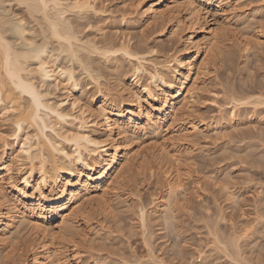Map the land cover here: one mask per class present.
<instances>
[{"label": "bare ground", "instance_id": "bare-ground-1", "mask_svg": "<svg viewBox=\"0 0 264 264\" xmlns=\"http://www.w3.org/2000/svg\"><path fill=\"white\" fill-rule=\"evenodd\" d=\"M13 1L23 5L34 21L38 20L42 39L40 43L35 42L34 38L28 35L32 30L28 27L31 30L29 31L25 27V19L23 21L22 18L10 16L11 11L7 7L11 2L0 0V118L7 117L13 125L11 141L0 133L2 135H0V262H8L11 258L13 261H20V264H62V253L60 254L57 247L59 241L66 240L71 249H77L79 246L74 239L76 229L73 228V220L80 218L86 221L85 218L92 214L89 212L92 202H98L100 199L102 201V196L121 189L123 185L129 186L127 183L135 178L138 167L145 168L149 176L157 172L163 178L165 193L153 202V208L150 210L158 213L157 215L160 214L162 222L171 221L173 216L171 212L178 202L177 197L184 193L180 183V172L172 165L174 161L169 159L172 162L170 164L166 162L168 158H164L168 154L169 144L178 142L188 144L198 132L207 127V121H202L196 115V104L201 100L200 87L205 90L204 84L198 85V80L199 75L209 71L208 62L214 59L215 49H221L222 53L225 48L221 46L226 47L222 42L228 38L229 31L227 32V26L225 27L227 24L220 21L224 19L223 14L216 16V12L223 13L222 5L227 4L228 0H151L148 4L142 0L130 3L124 0V10L121 12L123 22L128 20L126 15L134 8V11L137 9L140 12L146 25L151 23L155 25L159 21V26L154 29L160 30V35L166 34L170 39L179 40L181 44L179 49H174L171 53L162 52V57L155 60L146 58V54L156 53L154 48L148 47L147 51L144 49L145 53H142L141 47L133 45L131 39L128 36L125 38V35L118 36V41H113L111 36L100 41L83 40L78 37V29L66 20L65 12L70 10L81 14L83 11H91L97 14L100 9L96 8V0ZM4 3H8L9 6L5 7ZM212 9L216 12L211 13ZM9 36H12L11 39ZM261 37L264 38V34ZM249 39L244 36L239 38V42L236 41L244 53L249 51L252 40ZM49 40H54L57 45L54 51L48 48ZM253 41L252 43H255ZM130 43L140 49L136 50ZM80 50H83L84 54L87 51L88 55L96 53L105 61L111 56L116 59L119 54L128 58L132 67L130 72L125 74L119 71V67L109 64L110 69L118 72L117 81L112 89L106 83L103 85L98 82L100 72L96 70L99 67L94 68L96 62L92 59L93 64L91 62L84 64L83 59H80L82 55L80 57L78 55L81 54ZM53 52L55 55L65 53L68 60L79 62L86 76L97 82L96 92L93 90L92 95L84 100L74 95V89L81 87L79 81L69 66L60 67L55 64L58 56ZM226 53L229 55V50ZM141 78L144 80L140 81ZM48 81L55 83L54 85L57 81H62L70 94L64 98L51 100L47 89L43 90ZM230 98L231 106L227 118L221 121L220 116L219 122L211 123L216 133H222L235 126L240 128L241 125L237 126L239 122L236 114L240 107L250 105L251 110L264 107L263 92L249 98L236 95ZM251 118L252 115L247 116L243 119L244 123L249 124ZM29 128L31 132H25ZM168 128L177 131L175 137L167 139L163 137L162 141L155 145L160 157L158 161L161 159L166 161H160L163 164L157 171L154 165H146L148 161L145 162L148 168L144 167L143 152L135 139L145 133L158 138V133ZM247 129L249 133V128ZM258 129L262 130L261 127ZM252 144L255 145L254 142ZM252 154L254 153L250 152L249 156L259 159L255 162L257 164L262 162L260 159H264L263 152L256 154L257 156ZM160 162H157V167ZM147 171L145 176L149 178ZM226 183L228 184V181ZM225 186L228 185L223 184L218 189L222 192L225 189V197L229 199L228 201L232 199L234 203L237 201L233 198L234 191ZM86 204L89 210L86 209ZM95 204L97 206V203ZM139 204L138 221L144 231L150 224L149 215L145 205H141L140 202ZM178 204L179 202L175 206ZM259 209L261 211V208ZM147 229L145 233L148 236ZM241 229L238 234L231 232L229 235L224 234L222 241L227 239L223 242L217 236L216 238L211 236V239H215L211 242L219 245L218 248L213 245V248H217L219 254L223 251V256L227 255L230 260L232 257L237 264H264V245L255 242L263 239V232L261 233L260 229L257 233V229H253L256 232L250 233L251 229L248 231L246 225ZM22 232L27 233L28 239L23 236L25 240L22 239L20 244ZM219 235L221 238L222 234ZM147 236L145 238L150 234ZM144 241L148 247L149 259L145 260L148 261L145 264H166L160 256L161 260L155 257L153 247H150L151 240ZM253 242L261 246L258 244L260 248L257 246L259 249L256 247V251L253 250L252 255L257 254L252 257L247 246L250 245L251 251L252 247L255 248ZM14 244L21 247V252L16 256L5 252L7 247L15 246ZM12 248L15 249L16 246ZM24 250L29 253V258L24 257L22 253ZM75 252L78 253L76 250ZM249 254L251 257H248ZM211 259L207 264L213 263ZM215 261L217 263V260Z\"/></svg>", "mask_w": 264, "mask_h": 264}, {"label": "rangeland", "instance_id": "rangeland-1", "mask_svg": "<svg viewBox=\"0 0 264 264\" xmlns=\"http://www.w3.org/2000/svg\"><path fill=\"white\" fill-rule=\"evenodd\" d=\"M2 1H9V3H12H10V6L8 3H6L7 5L4 3L5 7L9 6L7 8L11 12L7 8L6 9L11 13L10 16L22 18L23 21L25 19V27L29 31L32 30L28 35L31 38L33 37L35 42L40 43L42 32H40L41 27L40 24L38 25V20L34 21L33 17L29 13L27 14L26 8H24L23 5H18V3L13 0ZM126 1L129 3L131 1L134 2V0ZM142 1L148 4L151 0ZM123 2L124 0H96V8L100 9L97 14H93L91 11H83L79 14L76 11L69 10L65 12V17L67 16L66 20L72 23L73 26H76V29H78L77 31H79L78 37H80V39H95V41H100L111 36L113 41H118L121 35H125V38L128 36V38L131 39L130 42L133 43V45L137 44V46L139 45V47H141L142 53H145L144 49L147 51L148 47L154 48L156 51L155 54H146V58L152 60L162 57V52L167 51L171 53L172 50L174 51V49H179L181 47V44H179L180 42H178L179 40L170 39L166 34L160 35V30H156L157 26H159V21L155 23L156 26L154 23L146 25L142 21L141 14L137 9L134 11L135 9L132 8L133 11L126 15L128 20L123 22L121 17V12L124 10ZM214 12L216 11L212 9L211 13ZM222 12L223 13L217 11V15H215L218 16L223 14L224 19L220 18V21L227 24L225 27L227 26L226 29L227 32L229 31V35L228 38L226 36L227 39L222 42L227 48L221 46L225 48H223L224 52L222 53L221 49H215L216 53L213 57L214 59L211 57L213 59L211 60L210 58L212 62H208L210 63L208 64L209 71L204 75H199L200 80H198V85L201 84L203 86L204 84L205 90L200 87L201 93L199 95L201 96V100L196 104V115L198 116L197 118L202 119V121H207V127L202 129L201 132H198V134L194 136L195 138H192L194 141L192 140L188 144L180 142L169 144L167 147V150L169 149L167 156L169 154L171 155L164 158H168L167 161L164 159L158 161L160 157H158L156 146L162 141L163 137L167 139V137H172L177 133L175 130L172 131L173 128H168L171 132L164 130L158 133V138H155L153 134L145 133L144 135L140 134L139 137L135 139V142L139 144L143 152V166L145 162L148 161L146 165H154L157 171L163 164V162L161 163L160 161L164 160L170 164L174 161L172 165L180 172V183L184 195L180 194L181 197L178 194L180 196L177 197L179 204L175 206L177 202L174 205L176 208L174 206L172 208V220L162 222L159 216L160 214L157 215L158 213H153V211L150 210L153 208V202L157 201L165 193V182L163 178H161L157 172H155V174L151 173L152 175L149 176L150 174H148L149 172L145 168L138 167V173L136 174L137 178L135 176L136 179L133 177L131 181L129 180L128 182L130 183H127L129 186L126 185V187L123 185L121 189L106 193V195L101 197L102 201L101 199L98 201L99 203L101 202V204L94 201L99 207L92 202L91 211H89L92 212V214H90L91 216L89 215L88 218H85L86 221L80 218L73 220V228L76 229H73L74 239L77 240L79 245L78 247L76 246L77 249H73L78 251V253L71 249L72 247L70 248L66 240L62 242L60 240V244L58 243L57 247L59 248L60 254L62 253V264H145V260L147 259L149 261V259L147 258L148 247L145 246L144 239L148 241L151 240L153 244L150 242V247H153V253L154 255L156 254L155 257L160 256L162 260H165L163 262L166 264H207L211 258L213 261L212 264H237L232 257L230 260L227 255H224L225 258L223 256V251H221L222 253L219 251L220 254L217 252L219 245L216 243V245H214V243H212L214 241H212L213 238L211 239V236H214V238L217 236L219 240L222 241V236L224 234L229 235L230 232L232 234H238L245 225L248 227V231L251 229L249 231L250 233H252V231H257V233H259L261 229L260 232L264 234V159H260L262 162L260 161L257 164L255 162L259 159H255L257 157H252L251 155L249 156L250 152L255 154H252L253 156H257L256 154L262 152L264 154V107H260L258 110H251V106L246 105L237 109L236 114L239 122L237 126L241 125L240 128L235 126V128H229L226 131H222V133H216V131L214 132V128L211 127V123L219 122L221 119V121H223L227 118L226 115H228L227 113L231 106L230 97L236 95L237 97L249 98L251 95L260 92L264 93V48H262L264 47L262 46L264 45V38L261 37V35L264 34V0H228L227 4L222 5ZM211 17H213V15H211ZM154 27H156V29H154ZM244 36L252 39H249L251 43L249 44L250 47L247 53H244L242 49L240 50L241 47L238 45L239 43L236 44V41L239 42V38L241 39ZM11 37L12 36H9L8 38L11 39ZM252 41L255 43H252ZM256 41H259L262 45ZM251 44L252 46L254 44L257 46H253V48ZM55 45L56 43L54 40H49V50L54 51L57 46ZM133 45L132 47L136 50L140 49L139 47L137 49ZM237 45L239 47H237ZM228 50L231 56L226 53ZM56 52L58 51L56 50ZM80 52L81 54L78 55L79 57L82 55L80 59H83L84 64L88 62L92 63L93 61L96 62L93 66L94 68L99 67L96 70L100 72L98 82L103 83V85L106 83L112 89L117 81L118 72L116 70L114 71L112 68L110 69L109 64H114L117 68L119 67V71L125 74H128L132 67V63L128 58L119 54L116 59L111 56L108 61H105L103 57H100V55L96 53H90L88 55L87 51H85V54L83 50H80L79 53ZM225 54H227V56H225ZM57 56L58 57L54 61L56 62L55 64L60 67L69 66L73 69V74L79 81L81 87L74 89V95L84 100L86 97L92 95L93 90L96 92L97 84L95 83L97 82L91 81L89 77L86 76L81 65L78 64L79 62L76 60H68L65 53H61ZM89 57L90 60H88ZM101 71L103 72L101 73ZM143 80L144 78H141L140 81ZM57 82L56 86L54 85L55 83L48 81L47 85L43 87V90L44 88L45 90L47 89L51 100L64 98L66 95L70 94L62 81ZM96 101L98 103V99ZM249 114L252 115L251 119L253 122L251 121L249 124L248 122L244 123L243 119L250 116ZM5 119L0 118V133L2 135L4 134L3 137L5 136L7 140L11 141L13 125L7 117ZM244 127L246 130L243 129ZM260 127L262 130L258 129ZM175 128H177V126ZM247 128H249V133ZM228 130H230V132ZM25 132L30 133L31 129L29 128ZM256 140L261 143L256 142ZM252 142H254L255 145H253ZM255 146L260 149L258 148L255 150ZM259 150L262 151L260 152ZM169 159L172 162H170ZM157 162H160L158 167L156 165ZM146 165L144 167L148 168ZM141 168H143L144 171H142ZM146 171L148 174L146 175L149 176V178L145 176ZM224 179H226L225 182ZM227 181L228 184L226 183ZM219 184L228 185L229 188L234 191L235 197L233 198L237 199V201H235L236 203H233V201H231L232 199H230V201H228L229 199L227 200L225 197L226 193L224 192L225 189L223 192L221 189L219 190L218 188L222 187V185ZM180 198L181 200H179ZM257 200L261 201L258 202ZM139 202L141 205H145L148 213L147 215L150 216L152 213V218L148 216V223L150 224L145 228H148V236L149 234V237L152 235L150 240L145 233L146 230L144 229V231H142L143 227L141 228L140 221H138L139 215L137 214H139ZM89 203L91 204V202ZM259 208H261V211ZM86 209L89 210L88 205ZM216 215L218 218H215ZM233 228H235V230ZM253 229L257 230L255 231ZM209 231L211 233H209ZM24 233L25 232L21 233L20 244H22V239L23 241L25 240L23 236L27 237L26 240L28 239L27 233ZM261 233L260 236L263 237ZM219 234H222L221 238ZM145 235L148 238H145ZM227 236H224V238ZM225 239H223V241ZM255 242L264 245V237ZM241 243L243 244L244 241ZM258 244L254 243L253 245L255 248L251 246L253 248H251V251L250 245L247 246L249 248L248 252H251V255L253 250L255 249V252L259 247ZM261 244L259 245L261 246ZM213 245L216 247L218 245V247L215 249ZM15 246V249L12 248ZM15 246L11 247L10 245L7 247L8 249H5V252H10L11 255L16 256L17 253L21 252V247L19 248L18 245ZM13 249L15 250L14 252H12ZM22 253H24V257L29 258L28 252L24 250ZM254 254L256 256L257 253ZM251 255L249 254L248 257H251ZM214 259L217 260V263ZM0 264H20V261H13L10 258L8 262H0Z\"/></svg>", "mask_w": 264, "mask_h": 264}, {"label": "snow or ice", "instance_id": "snow-or-ice-1", "mask_svg": "<svg viewBox=\"0 0 264 264\" xmlns=\"http://www.w3.org/2000/svg\"><path fill=\"white\" fill-rule=\"evenodd\" d=\"M41 2H43V0H41ZM45 7H47V5H45ZM33 99L35 100V97H33Z\"/></svg>", "mask_w": 264, "mask_h": 264}]
</instances>
